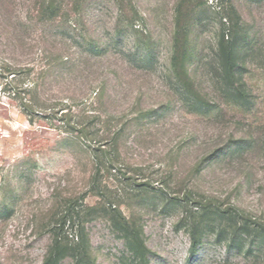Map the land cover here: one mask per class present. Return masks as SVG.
Segmentation results:
<instances>
[{"label":"rangeland","instance_id":"374dc122","mask_svg":"<svg viewBox=\"0 0 264 264\" xmlns=\"http://www.w3.org/2000/svg\"><path fill=\"white\" fill-rule=\"evenodd\" d=\"M58 1L48 20L40 0H0V264H43L64 219L69 237L86 227L99 264H131L110 203L143 226L152 264H264V0ZM233 7L242 103L227 95L216 49ZM179 21L189 27L183 79L171 59ZM86 40L102 53L82 54ZM61 53L75 65L57 67ZM66 121L92 134L78 138ZM191 198L237 208L245 229L233 241L234 223L218 221L192 256L181 221Z\"/></svg>","mask_w":264,"mask_h":264},{"label":"trees","instance_id":"16d2710c","mask_svg":"<svg viewBox=\"0 0 264 264\" xmlns=\"http://www.w3.org/2000/svg\"><path fill=\"white\" fill-rule=\"evenodd\" d=\"M82 1L83 0H72L71 2L76 9L79 7ZM39 4L40 13H42L44 17L46 16V19L48 20L55 19L64 8L63 4L58 0H40ZM239 21L240 17L238 15L237 9L235 7L229 9L226 15L221 17L222 30L219 39L216 42L218 69L221 81L227 88V95L229 99L235 103H242L243 101L241 96H243V94L245 95L246 93L243 89V84L241 83L240 85L242 80L241 78L243 76V70L246 68V63L241 62L242 34L240 32L242 27ZM227 22H229V26H227ZM188 33L189 27L184 23H180L179 21L175 26L173 36L174 51L171 59L175 70L178 71L179 69L183 72L180 75L182 79L184 76L185 78L190 77L188 59L186 58L187 54L185 53V49L189 46V41L186 37ZM91 42H88L87 40L84 42L86 47L81 51V53L84 55L86 54L88 57L99 56L102 53V50H99L101 47H98L93 43V41ZM111 44H114L116 48H120L119 46H122L123 44V38H114L112 41H110V45ZM128 58L130 57L128 56ZM83 59L86 61L89 58L84 57ZM56 60V66H59L61 69L71 68V66L75 65L74 58H71L65 53L58 55ZM140 61L147 64L149 59L147 56H142ZM6 68L9 74L14 73V69H11L10 66H7ZM17 92L19 93L18 95L21 98L24 107L31 111V101L28 100L24 103V97L21 96L22 93L26 94L27 92L30 93V91L25 88L17 90ZM199 96V93H197L196 97L198 99ZM197 112L208 113L209 111L200 110ZM64 120L66 119H63V121ZM65 124L66 126H71V132H74L75 130L78 131V138H88L89 134L91 133L88 131V126L83 121L81 124L78 123L80 125L79 128L77 127L78 125L72 126L69 121H66ZM117 138L118 137H116V139ZM117 145L118 141L116 140L114 145L115 149H113L116 150V152ZM236 150L237 149L233 146L229 147V151L231 153ZM104 151L105 149L100 147L97 149V151L95 150L94 153L92 152L93 163L97 170L105 164V158L99 155L100 153L98 154V152ZM215 155H217V153ZM114 161H111V163ZM94 177L96 178V173ZM188 200L190 199L185 201L186 204L185 202L183 203V215L181 221L183 223L187 222L189 224V234L191 238L190 251L192 256H196L198 254L206 232H208L210 229H213V226H215L218 221L223 219L225 220L227 218L234 223L236 228L232 231L233 241H236V236L240 235L245 229L246 222L237 221L236 219L237 216L239 217V210L237 208H233L232 211L229 209H219V207L215 206L214 199L211 198L208 200L191 198V200H193L192 204H188ZM114 205L115 204L110 203L106 212L107 214L111 215L114 229L119 232L125 241L126 251L129 254L127 257L130 258L131 264H152L151 249L146 242L143 226L128 220V218L123 216L118 211V206L114 207ZM67 222V219H64V221L60 222L56 226L52 244L48 249L43 264H62V262L67 258H71L72 264H99L91 254V240L84 225H79L78 231L72 237L60 233V230L64 229ZM237 247L242 248L243 246L237 245Z\"/></svg>","mask_w":264,"mask_h":264}]
</instances>
